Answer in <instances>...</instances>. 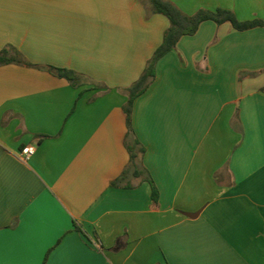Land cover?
<instances>
[{
  "label": "crops",
  "instance_id": "crops-1",
  "mask_svg": "<svg viewBox=\"0 0 264 264\" xmlns=\"http://www.w3.org/2000/svg\"><path fill=\"white\" fill-rule=\"evenodd\" d=\"M169 1L264 20V0ZM168 26L139 0H0V51L27 63L0 64L5 260L264 264V27L206 20L180 37L128 133L126 89Z\"/></svg>",
  "mask_w": 264,
  "mask_h": 264
},
{
  "label": "trees",
  "instance_id": "trees-1",
  "mask_svg": "<svg viewBox=\"0 0 264 264\" xmlns=\"http://www.w3.org/2000/svg\"><path fill=\"white\" fill-rule=\"evenodd\" d=\"M145 8L146 14H161L169 21L168 28L164 31L160 45L154 50L150 58L146 61L145 67L137 80H135L127 89V100L122 109L125 113L128 133L132 132L131 116L133 102L137 96L142 94L155 78V67L158 60L167 52L171 51L177 44L180 37L184 35H193L201 22L211 20L216 24L229 22L236 30H247L254 27H264V20L251 19L239 21L233 12L227 9L217 8L215 10L198 9L193 14H186L181 11L174 3L169 0H139ZM8 62H18L27 64L21 55L13 47H5L0 51V64ZM54 73L57 77L66 79L71 85H78L84 80V76L70 69L43 67ZM137 143L128 144L127 148L130 154L131 165L135 168V158L137 153H143V149L137 147ZM138 151V152H137ZM151 186V197L157 201L158 191L151 178H148Z\"/></svg>",
  "mask_w": 264,
  "mask_h": 264
},
{
  "label": "snow or ice",
  "instance_id": "snow-or-ice-1",
  "mask_svg": "<svg viewBox=\"0 0 264 264\" xmlns=\"http://www.w3.org/2000/svg\"><path fill=\"white\" fill-rule=\"evenodd\" d=\"M6 235H10V233H4L0 231V264H20V262L17 261H9L5 260V249H6Z\"/></svg>",
  "mask_w": 264,
  "mask_h": 264
},
{
  "label": "built area",
  "instance_id": "built-area-1",
  "mask_svg": "<svg viewBox=\"0 0 264 264\" xmlns=\"http://www.w3.org/2000/svg\"><path fill=\"white\" fill-rule=\"evenodd\" d=\"M34 152V148L33 147H26L23 148L21 153L25 158H28L30 155H32Z\"/></svg>",
  "mask_w": 264,
  "mask_h": 264
}]
</instances>
